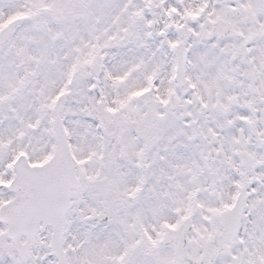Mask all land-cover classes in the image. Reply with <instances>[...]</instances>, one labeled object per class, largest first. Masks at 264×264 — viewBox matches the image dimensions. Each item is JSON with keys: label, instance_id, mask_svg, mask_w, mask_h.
<instances>
[{"label": "snow or ice", "instance_id": "1", "mask_svg": "<svg viewBox=\"0 0 264 264\" xmlns=\"http://www.w3.org/2000/svg\"><path fill=\"white\" fill-rule=\"evenodd\" d=\"M0 264H264V0H0Z\"/></svg>", "mask_w": 264, "mask_h": 264}]
</instances>
